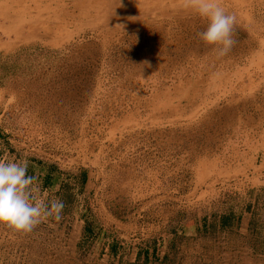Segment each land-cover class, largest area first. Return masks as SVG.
Returning <instances> with one entry per match:
<instances>
[{
    "label": "rangeland",
    "instance_id": "374dc122",
    "mask_svg": "<svg viewBox=\"0 0 264 264\" xmlns=\"http://www.w3.org/2000/svg\"><path fill=\"white\" fill-rule=\"evenodd\" d=\"M218 3L224 57L192 0H0V161L64 202L0 264H264V0Z\"/></svg>",
    "mask_w": 264,
    "mask_h": 264
},
{
    "label": "clouds",
    "instance_id": "9594fccd",
    "mask_svg": "<svg viewBox=\"0 0 264 264\" xmlns=\"http://www.w3.org/2000/svg\"><path fill=\"white\" fill-rule=\"evenodd\" d=\"M196 13L207 21L199 38L216 46L218 57L226 56L236 43V16L228 13L218 0H192ZM27 160L0 161V225L15 232L29 233L37 225L51 218L59 223L64 202L48 193L41 194L37 175H28Z\"/></svg>",
    "mask_w": 264,
    "mask_h": 264
},
{
    "label": "crops",
    "instance_id": "0c3cea01",
    "mask_svg": "<svg viewBox=\"0 0 264 264\" xmlns=\"http://www.w3.org/2000/svg\"><path fill=\"white\" fill-rule=\"evenodd\" d=\"M115 249H116V246L110 245L108 247V249L106 250V252L108 250L114 251ZM156 253H157V249L156 248H155V250H154V248H151L150 250L146 249L143 252L144 256L142 255V257H137V259H139V261H144L145 263L149 262L150 264H152L153 254H156ZM129 258H131L130 259L131 262H135L136 253H133V252L129 253ZM140 258H141V260H140ZM116 264H117V262H116Z\"/></svg>",
    "mask_w": 264,
    "mask_h": 264
},
{
    "label": "trees",
    "instance_id": "16d2710c",
    "mask_svg": "<svg viewBox=\"0 0 264 264\" xmlns=\"http://www.w3.org/2000/svg\"><path fill=\"white\" fill-rule=\"evenodd\" d=\"M221 219H222V225H225V223H224V219H225V218L222 217Z\"/></svg>",
    "mask_w": 264,
    "mask_h": 264
}]
</instances>
